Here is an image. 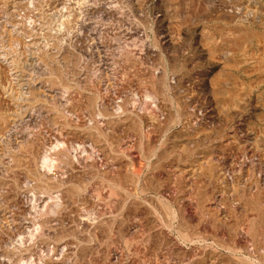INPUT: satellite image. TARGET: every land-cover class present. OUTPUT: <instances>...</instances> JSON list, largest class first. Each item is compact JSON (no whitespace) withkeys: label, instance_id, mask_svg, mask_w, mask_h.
I'll list each match as a JSON object with an SVG mask.
<instances>
[{"label":"rangeland","instance_id":"1","mask_svg":"<svg viewBox=\"0 0 264 264\" xmlns=\"http://www.w3.org/2000/svg\"><path fill=\"white\" fill-rule=\"evenodd\" d=\"M0 51L8 62L0 64V264H108L109 251L121 249L125 254L129 249L135 264L190 263L192 258L185 262L171 255L153 237L150 226H160L179 242L184 231L167 213L169 200L157 183L147 184V190L142 183L152 180L159 164L172 163L179 174L200 163L211 168L217 165L208 160L211 153L229 160L238 156L239 167L232 183L208 174L204 183L218 188L220 203L229 209L241 205L233 222L262 229H253L256 238L239 253L207 241L228 259L225 264H264V206L254 207L246 193L249 187L264 192V0H0ZM108 89L118 91L110 101L116 116L101 123L99 94ZM200 113L208 114L209 123L194 131ZM12 122L22 141L3 139ZM147 131L157 153L152 159L144 157ZM39 133L53 136L47 152L57 181L32 172L36 159L29 139ZM83 149L102 150L126 174L122 182L107 176L104 167H70L67 155ZM188 149L200 162L184 157ZM243 161L251 167L240 166ZM138 171L141 184L132 180ZM56 182L63 184L56 191L72 197L55 214L57 193L46 192ZM19 193L30 205L41 197L49 203V228L37 225L36 234H19L21 220L33 218L16 202ZM108 196L115 216L126 219L121 215L126 205L131 220L140 223L133 216L142 206L155 224L141 222L131 235L119 237L111 216H99ZM83 217L100 220L98 229H80ZM22 236L26 253L16 248Z\"/></svg>","mask_w":264,"mask_h":264},{"label":"bare ground","instance_id":"2","mask_svg":"<svg viewBox=\"0 0 264 264\" xmlns=\"http://www.w3.org/2000/svg\"><path fill=\"white\" fill-rule=\"evenodd\" d=\"M239 38H242V37L240 36ZM243 38H245V37H243ZM238 43H236V44H238ZM1 52L2 51H0V64L8 63L6 58L4 57V53L1 54ZM226 79H227V77H226ZM221 82H223L224 85L227 84L225 81H221ZM105 91L106 92L104 94H101V96L99 94V97L101 98L100 99L101 100L100 106L102 108L101 111L99 112V117H101V123L103 122L102 118L107 119L108 123H110V118L113 117V115H115V113H113V112L110 113V111H114V108L116 107L110 101H111V98H113V99L116 98L115 96L118 95V91H114V90L109 91V89H108L109 92L107 90H105ZM227 91H228V89H227ZM154 105H155V103H154ZM120 109L121 108L118 107V110H120ZM199 115H200L199 116L200 120L198 121V124L195 126L196 128L194 127V129H193L194 131L196 129H198V127H200V126L202 127L203 125L209 123L208 122L209 116L207 113H200ZM29 121L30 122L34 121L33 117H29ZM92 122H93V120H92ZM15 123L16 122H12L11 124L9 123L10 125H7L6 129L4 128L5 130L3 132L1 130V132H2L1 135L4 134L3 139L15 138L17 140H19V139L21 140L24 138V135H22L18 132H16V133L14 132L15 131L14 128L16 126ZM99 126H100V124L97 123V127H99ZM191 128H193V127H191ZM149 132L147 131L146 132L147 135H145L146 137H144V140L146 142V148H147V150H146L147 153H144V157H147V159L148 158L152 159L154 156L157 155V153H156V155L154 154L156 152L155 151L156 148L154 150L153 149L154 147L153 148L150 147L151 144L154 143V139L151 137V135H152L151 133H150L151 135H148ZM97 134L100 136L99 133H97ZM27 138H28V136H26V140H28ZM52 138H53V136L51 134L44 135V134L39 133L38 135L30 136V139H29V142L31 143L30 147H32L34 154H35V159H36V161L34 162V165L32 164L33 165L32 172L35 175H37L38 177H41V179L49 180V182H50V180H54V181L56 180L55 176L54 177L51 176L52 170H53L52 169L53 165H51V154H49V151H51V150H48V152H47V149L49 148V146H51L53 144L54 140ZM93 149H96V147ZM158 149H159V147H158ZM188 150H190V149H188ZM101 151L98 150V152H96V151L89 150V149H83V150H80V151L72 153V154L69 153L70 155H67L68 160L67 159L66 160L69 162V166L72 168L74 166H79V165H81L83 167V169H86V170H93V169H98L100 167H104L103 170L105 171V174L107 176L111 177L112 180L116 181L117 183L122 182V178H124L123 176H126V174L124 175L123 172L117 170L115 168V164H116L115 161H108V159L106 157L107 155L103 154L104 152L103 151L101 152ZM113 151H116V150H113ZM130 152H131V149H130ZM130 152L128 154V157H130L132 160L137 162L138 157H136L133 154V152L132 153H130ZM127 153H128V151H127ZM194 156H196L195 152L190 150L188 152V156H184V157L192 159L193 162L194 161L200 162L199 160H196L197 158H195ZM194 158H195V160H193ZM52 159H54V158H52ZM236 159H239V157L235 156L234 159L229 160L228 156L223 157L219 153H211L210 156L208 157V160L211 163L216 162L215 164H217V165L206 169L205 167H202L203 164L200 163L199 164L200 167L197 168L195 166L196 169L193 171H189L188 174L187 173H180L179 174L177 171L171 170V169H173L172 163H169L168 165L166 164L167 166H163V165H160L158 163L159 166L155 167V172L153 173L152 180L146 179V182L144 184L142 183L144 190H147V188L150 186L147 184H151L154 181L157 183V189H158L159 193H162L163 195H165L169 200L168 201L169 203L166 204L167 213L169 214L170 217L173 218V221L179 222L180 229H183V231H184V235L181 236L183 238V240H181L182 242H179V240L177 241L176 238L171 235V233L164 231L163 229H161L160 226H156V225L152 226V227L150 226V230L152 232L153 237L158 241V243L166 246L171 255H175V256L179 257L180 259L184 260L185 262L189 258H192V259H190V263H186V264H192V263L193 264H225L226 262H228V259L224 255L218 254V252L215 251L216 247H214V244H216L218 247H221L222 248L221 250L226 249V251H229L232 253L233 252L239 253L240 250H246L247 248H249V245L252 241L251 237L255 236L253 229H255L256 231H260L262 229L261 225L255 227V226H250L244 222L240 223V224H238V222H233L234 217H232V213L233 212L237 213L238 211H240L242 209L241 205H238L236 209H229L226 204L220 203L222 200L220 199V195L218 194L220 192V191H218V188L217 187L216 188L211 187V186L206 185L204 183V174H208L209 178L211 180L215 179L217 182H222V183L231 182L232 183L233 182L232 174L236 170V168L239 167V166L236 167V163H237V161H235ZM205 160H206V158H205ZM206 164H207V162H206ZM240 166H242V167L247 166L246 168L248 169L249 167H251V164L249 162L243 161ZM67 167H68V165H67ZM164 167H166V168L164 169ZM242 167H240V169ZM167 169H169V170H167ZM141 174L142 173L140 171H138V173H135L133 175L132 180L136 181L138 184H141V181H140V175ZM51 178H53V179H51ZM114 181H113V184H114ZM62 185L63 184L62 183L60 184L59 182L53 183L52 186L49 185L50 187H48L47 192H46L47 196H49V197H51V195H53L55 192L57 193V195L54 197L55 205L52 206L53 207L52 209L55 212V214L61 212L60 210L66 204L67 196H69V194L66 192L56 191L60 188H63ZM189 185L192 186L191 188L194 187V190H191V188H189ZM66 186H68V185H66ZM180 189L182 190L181 193H179ZM247 190H246V193H247V196L249 197L248 201L254 202L255 203L254 207H258V208L263 207L264 206V192L262 190L254 192L252 190V187H249V189H247ZM112 191H114V190H112ZM113 194H115V193H113ZM163 195L161 198H163ZM25 197L26 196L24 193H19L17 195L16 202L18 203L19 206L20 205L22 206L21 208H22V211L24 213L27 212L29 215L33 214V218L30 221L28 219H25V218L23 220H21V222L19 224V229H20V231H18L19 234L23 235L25 233H28L29 235H31L36 231V230L34 231L33 228L37 225L40 227H44V228L48 227L49 228L51 220H50V218H48V215L46 216V211H47L46 207H47V204H49V203H47L46 200L41 197L39 202L34 201V203L30 205V203L25 202ZM98 197L100 198V196H98ZM166 197H165V199H166ZM101 198H103V197H101ZM113 198H115V197H113ZM14 199H15V197H14ZM108 199L106 201V204H104V207H105L104 213L101 211V213H99V216H101V218L104 217L105 215H108L109 217L111 216L110 218H112L111 220L113 222L112 226L114 227V229H116L119 232V234H120L119 237L131 235L137 229L142 227L143 223H144V225H149L150 222L154 223L152 221V219L149 217L145 208H143L142 206L138 207V209H136V211H135V214H137L138 216H135V215L133 216V217H140L139 219L142 220L141 221L142 224H140L141 222L137 223V221L134 218H133L134 219L133 221L131 220V213L125 211L126 205H123L124 207L121 210L122 212L124 211L121 214L122 217L125 215L126 219L119 218L118 216H115V214H114L115 213V211H114L115 202H114V200L112 201L111 197H109ZM95 200L100 202V199L95 198ZM246 201H247V199H246ZM97 203L98 202H96L95 204H97ZM104 203H105V201H104ZM19 206H18V208H19ZM42 206H44V207H43V209L40 210V207H42ZM232 206H234V205L232 204ZM125 213H127V214H125ZM113 218H115V219H113ZM103 219H101V220L103 221ZM99 221L100 220L96 221V218H95V220L90 219V217H89V220H85V218H84V221L82 220V224H81V226H79V228L80 229L82 228L85 230L87 229V231L93 230V229H98L97 224ZM245 222H247V221H245ZM100 224H101V222H100ZM102 225H105V224L103 223ZM16 226H14V227L16 228ZM6 227H7L8 231H12V224L7 225ZM17 229H18V227H17ZM169 229H171V227ZM105 233H106V231H105ZM35 234H36V232H35ZM23 236L19 240L18 247H16L21 251V252L18 251L19 253H22V252L26 253L25 249H29V248H25V244H26L25 240L27 237H23ZM19 238H20V235H19ZM254 238H256V236ZM209 239H211L212 242L214 241L213 245L208 243L207 240H209ZM34 242H35V240H34ZM127 245H128V242H127V244H125V248ZM184 245L185 246L189 245L188 249L185 248ZM26 246H27V244H26ZM131 246H129V247L127 246V247L130 248ZM110 247H111V245H110ZM138 249L139 248H136L135 251L138 252ZM130 250H131V248H130ZM16 251H17V249H16ZM124 252H122V249H121L120 253L117 252V250L111 251V252L109 251L108 256H106L107 263L108 264H135V258L131 257V255H130L131 253H129V249H127L126 254ZM234 256H235V254H234ZM235 257H238V256L236 255ZM14 258H15V256H14ZM20 259H21V261L25 259L23 254L20 256ZM63 259H64V255H63ZM139 259H140V257H139ZM8 260L10 262V259H7V261ZM144 260H145V258H144ZM156 260L158 262L160 261V259L159 260L156 259ZM195 260H196V262H195ZM21 261L19 260L18 263ZM60 261H61V259H60ZM1 264H7V262L2 261ZM238 264H242V263L238 262Z\"/></svg>","mask_w":264,"mask_h":264}]
</instances>
